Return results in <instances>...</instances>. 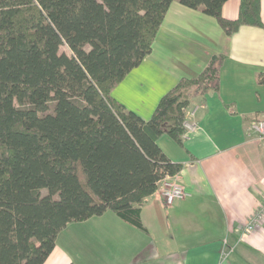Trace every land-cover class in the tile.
<instances>
[{"label": "trees", "instance_id": "16d2710c", "mask_svg": "<svg viewBox=\"0 0 264 264\" xmlns=\"http://www.w3.org/2000/svg\"><path fill=\"white\" fill-rule=\"evenodd\" d=\"M175 1L229 36L264 28L261 0H241L235 20L228 0H0V264H45L70 223L108 211L146 231L147 199L183 169L157 141L183 146L186 110L219 91L226 60L180 80L149 120L113 97Z\"/></svg>", "mask_w": 264, "mask_h": 264}, {"label": "crops", "instance_id": "0c3cea01", "mask_svg": "<svg viewBox=\"0 0 264 264\" xmlns=\"http://www.w3.org/2000/svg\"><path fill=\"white\" fill-rule=\"evenodd\" d=\"M240 4L228 0L224 17L237 19ZM216 55L226 58L220 88L195 99L197 129H187L183 146L168 135L157 141L173 163L183 164L174 177L189 196L171 206L156 193L149 197L141 213L146 231L110 211L70 224L45 264H77L58 248L60 237L74 247L77 228L111 244L108 254L84 253L82 264H264V223L245 232L264 199V147L250 131L253 121L264 120V28L243 25L229 36L215 18L175 1L151 54L112 95L149 120L165 94L180 80L197 78ZM229 246L235 247L230 254Z\"/></svg>", "mask_w": 264, "mask_h": 264}, {"label": "built area", "instance_id": "2783aa9c", "mask_svg": "<svg viewBox=\"0 0 264 264\" xmlns=\"http://www.w3.org/2000/svg\"><path fill=\"white\" fill-rule=\"evenodd\" d=\"M199 108V106H195L186 110V119L184 124L186 129L192 131L197 129V125L195 124V122H193V119L196 116ZM250 131L264 147V120L253 121L250 125ZM156 194L160 195L163 198L167 206H171L176 201L184 200L189 196L179 179L177 177L170 176L165 177L162 181L159 182ZM261 223H264V199L262 204L258 207L256 213L252 216L251 220L246 225L245 232H252ZM224 244L225 246H227L226 241L224 242ZM228 248L229 254L232 253L235 249V247L230 246Z\"/></svg>", "mask_w": 264, "mask_h": 264}, {"label": "rangeland", "instance_id": "374dc122", "mask_svg": "<svg viewBox=\"0 0 264 264\" xmlns=\"http://www.w3.org/2000/svg\"><path fill=\"white\" fill-rule=\"evenodd\" d=\"M61 52H65L68 55L72 54L67 46H63L61 48ZM79 177H80V179L82 180L83 183H86V181H85L86 177H85L84 172H82V170L79 171ZM42 193H43V195H47L48 194V192L46 190H43ZM83 222H85V221H83ZM74 223H82V222H74ZM70 224H73V223H70ZM124 225H126V224H124ZM107 226L111 227L110 224H108ZM126 226L129 227L128 225H126ZM110 229L114 230V227L110 228ZM128 229H132V228L129 227ZM133 231L137 232L138 230L134 228ZM140 233H142V232H140ZM73 234L76 235L75 238L78 240V242H75L73 244L74 247L71 248L68 244H66V242H64L63 238L60 237V239L58 241L59 242L58 248L59 249H63L64 251H66V255H70L72 258H74L77 264H82L84 253H85V256H92L93 254H97L98 255V253L104 252V251H106L107 254H108V252L111 250L110 249L111 248L110 247L111 244L109 243L110 242L109 239H106L103 243L97 242L88 232L85 233L84 230H80L78 228H77V230L73 231ZM87 236H88V239H87L88 242L87 243L84 242L85 246H86V249H85L86 251H84L83 250V248H84L83 238H86ZM62 237H64V236H62Z\"/></svg>", "mask_w": 264, "mask_h": 264}]
</instances>
